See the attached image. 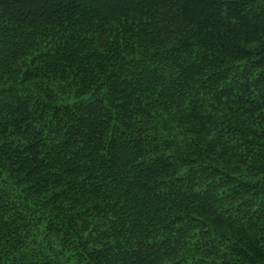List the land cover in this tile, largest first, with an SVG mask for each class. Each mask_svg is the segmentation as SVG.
<instances>
[{"label": "trees", "instance_id": "16d2710c", "mask_svg": "<svg viewBox=\"0 0 264 264\" xmlns=\"http://www.w3.org/2000/svg\"><path fill=\"white\" fill-rule=\"evenodd\" d=\"M0 264H264V0H0Z\"/></svg>", "mask_w": 264, "mask_h": 264}]
</instances>
